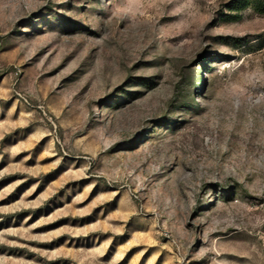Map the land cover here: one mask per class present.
Instances as JSON below:
<instances>
[{"label":"rangeland","instance_id":"374dc122","mask_svg":"<svg viewBox=\"0 0 264 264\" xmlns=\"http://www.w3.org/2000/svg\"><path fill=\"white\" fill-rule=\"evenodd\" d=\"M0 264H264V0H0Z\"/></svg>","mask_w":264,"mask_h":264}]
</instances>
